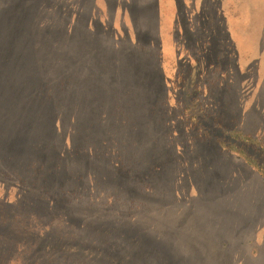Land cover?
I'll return each mask as SVG.
<instances>
[{
	"label": "rangeland",
	"instance_id": "1",
	"mask_svg": "<svg viewBox=\"0 0 264 264\" xmlns=\"http://www.w3.org/2000/svg\"><path fill=\"white\" fill-rule=\"evenodd\" d=\"M261 17L0 0V264H264Z\"/></svg>",
	"mask_w": 264,
	"mask_h": 264
},
{
	"label": "crops",
	"instance_id": "2",
	"mask_svg": "<svg viewBox=\"0 0 264 264\" xmlns=\"http://www.w3.org/2000/svg\"><path fill=\"white\" fill-rule=\"evenodd\" d=\"M247 7L251 8V11H256L258 12V14H260V17L262 15H264V0H244ZM258 25V30L257 28H255L254 30H257L259 35H258V40L260 39V41L256 42V45L259 46H263L264 45V41H263V37H264V17L260 18V22L259 23H255V26ZM262 34V36H261ZM264 79V75L262 76V80Z\"/></svg>",
	"mask_w": 264,
	"mask_h": 264
},
{
	"label": "trees",
	"instance_id": "3",
	"mask_svg": "<svg viewBox=\"0 0 264 264\" xmlns=\"http://www.w3.org/2000/svg\"><path fill=\"white\" fill-rule=\"evenodd\" d=\"M254 140V139H253Z\"/></svg>",
	"mask_w": 264,
	"mask_h": 264
}]
</instances>
